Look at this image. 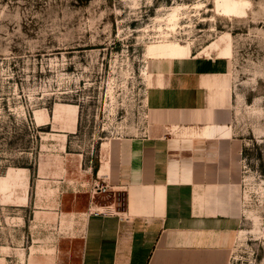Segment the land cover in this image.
<instances>
[{
  "label": "rangeland",
  "instance_id": "374dc122",
  "mask_svg": "<svg viewBox=\"0 0 264 264\" xmlns=\"http://www.w3.org/2000/svg\"><path fill=\"white\" fill-rule=\"evenodd\" d=\"M237 1L239 16L218 0H0V264H80L75 210L110 145L147 134L146 95L170 60L148 48L166 42L191 57L232 48L245 148L228 264H264V0Z\"/></svg>",
  "mask_w": 264,
  "mask_h": 264
},
{
  "label": "crops",
  "instance_id": "0c3cea01",
  "mask_svg": "<svg viewBox=\"0 0 264 264\" xmlns=\"http://www.w3.org/2000/svg\"><path fill=\"white\" fill-rule=\"evenodd\" d=\"M234 100L227 58L159 64L147 134L110 145L94 176L110 190L75 210L87 214L80 264H228L245 148Z\"/></svg>",
  "mask_w": 264,
  "mask_h": 264
},
{
  "label": "bare ground",
  "instance_id": "6f19581e",
  "mask_svg": "<svg viewBox=\"0 0 264 264\" xmlns=\"http://www.w3.org/2000/svg\"><path fill=\"white\" fill-rule=\"evenodd\" d=\"M222 11L227 15L239 16L245 13V3L237 0H218ZM220 10V9H219ZM232 55L231 46H227L220 57L229 58ZM150 58L184 60L191 58V47L183 46L175 42H166L160 45H152L148 48ZM226 132V131H225Z\"/></svg>",
  "mask_w": 264,
  "mask_h": 264
},
{
  "label": "built area",
  "instance_id": "2783aa9c",
  "mask_svg": "<svg viewBox=\"0 0 264 264\" xmlns=\"http://www.w3.org/2000/svg\"><path fill=\"white\" fill-rule=\"evenodd\" d=\"M109 186L108 185H100L97 181L94 183L93 188H92V193L93 195L99 194V193H106L108 192Z\"/></svg>",
  "mask_w": 264,
  "mask_h": 264
}]
</instances>
